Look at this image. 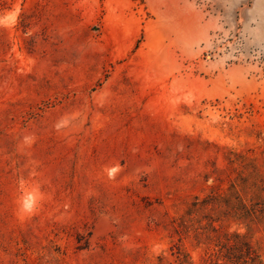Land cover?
Listing matches in <instances>:
<instances>
[{
	"label": "rangeland",
	"instance_id": "374dc122",
	"mask_svg": "<svg viewBox=\"0 0 264 264\" xmlns=\"http://www.w3.org/2000/svg\"><path fill=\"white\" fill-rule=\"evenodd\" d=\"M235 242L264 262V0H0V264Z\"/></svg>",
	"mask_w": 264,
	"mask_h": 264
},
{
	"label": "trees",
	"instance_id": "16d2710c",
	"mask_svg": "<svg viewBox=\"0 0 264 264\" xmlns=\"http://www.w3.org/2000/svg\"><path fill=\"white\" fill-rule=\"evenodd\" d=\"M235 236L239 237L240 235L237 233ZM246 246H248L246 243L242 245L237 242L228 244V247H225L227 251L221 255L225 262L218 264H264L259 255L252 252L249 248L246 249ZM238 254L242 256L239 257L237 256Z\"/></svg>",
	"mask_w": 264,
	"mask_h": 264
},
{
	"label": "clouds",
	"instance_id": "9594fccd",
	"mask_svg": "<svg viewBox=\"0 0 264 264\" xmlns=\"http://www.w3.org/2000/svg\"><path fill=\"white\" fill-rule=\"evenodd\" d=\"M109 176L111 178L112 173H109ZM34 207V199L32 197H29L28 199L25 200L24 204H23V209L26 212H31L33 210Z\"/></svg>",
	"mask_w": 264,
	"mask_h": 264
}]
</instances>
